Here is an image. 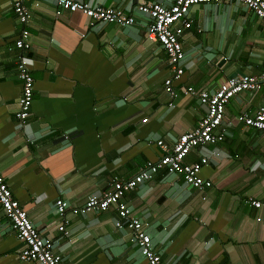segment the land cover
<instances>
[{
	"label": "crops",
	"instance_id": "1",
	"mask_svg": "<svg viewBox=\"0 0 264 264\" xmlns=\"http://www.w3.org/2000/svg\"><path fill=\"white\" fill-rule=\"evenodd\" d=\"M78 1L119 8L135 23L90 25L79 12L34 0L31 47L21 51L15 42L23 26L12 0H0V172L34 226L54 241L62 264H148L128 230L116 227L114 208L68 210L64 234L55 202L82 206L116 178L130 180L158 162L165 153L158 140L172 147L196 128L208 109L185 95L184 86L212 92L227 79L261 74L264 20L237 2L192 6V27L181 37L185 71L173 97L165 90L166 53L149 40L148 19L135 9L142 0ZM21 55L31 60L34 79L22 128L16 117ZM263 100L264 88L236 95L225 111L224 140L187 156V163L208 157L200 175L210 187H191L161 170L125 194L133 215L147 223L162 264H264V207L248 201L264 203V132L237 121L255 114ZM22 247L0 206V264H39L21 261Z\"/></svg>",
	"mask_w": 264,
	"mask_h": 264
},
{
	"label": "built area",
	"instance_id": "2",
	"mask_svg": "<svg viewBox=\"0 0 264 264\" xmlns=\"http://www.w3.org/2000/svg\"><path fill=\"white\" fill-rule=\"evenodd\" d=\"M57 6L71 12H79L87 17L90 25L96 23H110L120 26H130L135 23V16L119 8L104 7L78 0H51ZM34 0H12V9L19 23L23 26L21 35L15 45L21 51L31 47V34L28 26L31 21L29 4ZM237 2L244 5L255 16L264 20V0H174L170 6L142 0L135 7L136 11L148 19L147 37L158 42L166 53L171 76L165 81V90L170 96L176 92L173 84L179 81L184 74V51L181 37L186 30L191 29L192 20L189 10L198 4H224ZM31 60L25 55L19 56V77L23 81V89L19 98V111L16 114L19 127L27 124L30 108L33 102L34 79L30 73ZM264 88V71L255 76H239L222 82L214 91H198L193 86H184L182 91L187 96L197 97L207 108V114L200 120L198 126L191 131L181 134L172 147H168L162 140L157 144L164 150L158 162L149 161L145 168L130 180L116 178L107 191L102 194L91 195L80 207L71 208L70 204L57 199L55 210L59 216L58 230L68 234L69 220L67 211L73 214L86 212H104L115 209L118 219L115 221L117 228H126L141 254L147 259L148 264H162L161 254L156 250L151 236L148 234L147 223L133 215L131 208L124 202V196L137 188L145 181L152 180L155 175L164 170L167 174L181 175L184 182L194 188L210 187L212 183L203 179L201 169L208 162V157H201L195 163H187L186 158L197 147L204 148L209 144H216L224 140L227 132L225 127V111L231 100L241 92H257ZM173 106V104H170ZM143 121H147L144 119ZM237 121L245 126L264 132V100L258 111L250 115L242 113ZM68 138V136H66ZM252 206L261 209L264 203L250 198ZM0 206L10 220L12 229L18 239L23 243L17 255L24 262H38L39 264H62L61 255L55 252L54 241L45 237L32 223L27 211L14 197L12 190L0 172ZM260 220V219H258Z\"/></svg>",
	"mask_w": 264,
	"mask_h": 264
},
{
	"label": "water",
	"instance_id": "3",
	"mask_svg": "<svg viewBox=\"0 0 264 264\" xmlns=\"http://www.w3.org/2000/svg\"><path fill=\"white\" fill-rule=\"evenodd\" d=\"M208 109V108H207Z\"/></svg>",
	"mask_w": 264,
	"mask_h": 264
}]
</instances>
